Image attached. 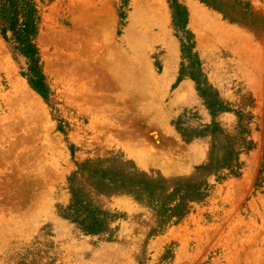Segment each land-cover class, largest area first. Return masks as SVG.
<instances>
[{
  "label": "rangeland",
  "instance_id": "374dc122",
  "mask_svg": "<svg viewBox=\"0 0 264 264\" xmlns=\"http://www.w3.org/2000/svg\"><path fill=\"white\" fill-rule=\"evenodd\" d=\"M0 264H264V0H0Z\"/></svg>",
  "mask_w": 264,
  "mask_h": 264
}]
</instances>
